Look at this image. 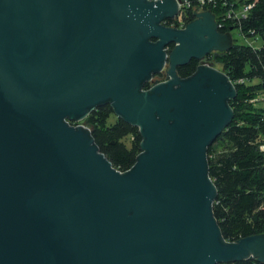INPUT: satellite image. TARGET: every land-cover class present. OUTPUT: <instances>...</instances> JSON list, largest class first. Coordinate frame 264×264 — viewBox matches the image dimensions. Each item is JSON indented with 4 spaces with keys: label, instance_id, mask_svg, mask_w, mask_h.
Returning <instances> with one entry per match:
<instances>
[{
    "label": "water",
    "instance_id": "water-1",
    "mask_svg": "<svg viewBox=\"0 0 264 264\" xmlns=\"http://www.w3.org/2000/svg\"><path fill=\"white\" fill-rule=\"evenodd\" d=\"M178 15L177 0H0V264L264 262V234L228 243L213 214L207 152L237 90L205 58L234 39L212 11L164 26ZM106 104L143 138L126 172L67 123Z\"/></svg>",
    "mask_w": 264,
    "mask_h": 264
},
{
    "label": "trees",
    "instance_id": "trees-1",
    "mask_svg": "<svg viewBox=\"0 0 264 264\" xmlns=\"http://www.w3.org/2000/svg\"><path fill=\"white\" fill-rule=\"evenodd\" d=\"M190 1L195 5L182 16L181 22L185 27L196 20L195 6L199 0ZM232 1L239 5L256 1L249 18L241 26L247 38L260 36L263 40V46L259 49L251 45H238L234 41L230 50L213 52L205 58L212 66H220L237 89V96L230 103L234 110L233 120L207 152L209 176L218 191L213 214L220 226L222 239L237 242L246 237L264 234V154L260 150L264 142V108L250 103L264 93V0ZM205 9L212 11L217 22H221L220 15L223 11L220 5L206 6ZM172 23V20L168 21L167 26ZM175 24L181 23L176 21ZM238 28L226 21L220 32L225 34ZM199 65L200 61L193 59L189 64L178 67L177 74L182 79H188L194 75ZM240 80L245 82L239 83ZM113 115L112 107L106 104L89 115L86 125L91 129V136L100 152L116 170L126 172L135 165L143 138L136 126L123 119L117 118L110 124ZM127 138L131 139L129 147L125 143ZM232 264L264 262L244 260Z\"/></svg>",
    "mask_w": 264,
    "mask_h": 264
},
{
    "label": "built area",
    "instance_id": "built-area-1",
    "mask_svg": "<svg viewBox=\"0 0 264 264\" xmlns=\"http://www.w3.org/2000/svg\"><path fill=\"white\" fill-rule=\"evenodd\" d=\"M149 1H158V0H149ZM177 2H178V8H179V15L177 17L173 18V19L166 20L163 24L166 27L175 28V29H183L185 26L181 22L182 21V16H183L184 12L187 9L194 8V5L195 4H193L190 0H177ZM218 5H220V7H221V9L223 11L222 15H220L221 16V22H217V24H218V30L220 31V29L224 28L226 21H230L235 26H238L239 27L238 29H232V30H230V33L232 31L236 30L241 35H243L244 37H246L244 35V32L242 31L241 24L243 23L244 20H247L249 18V14L252 11V9L255 7L256 1L250 2V3H246V4H240L239 5L238 3H236V2H234L232 0H199L197 2V6H195L197 8L196 11H195V14H197L199 12H202V11H207L205 9L206 6H214V7H216ZM170 20H172L173 23L170 26H167V22L170 21ZM175 21H178L181 24L180 25H176L175 24ZM216 21H217V19H216ZM171 46L166 49L167 52H171L172 51L173 48L171 49ZM167 66L168 65H166V67ZM163 71H162V73H163ZM162 73H160V74H162ZM156 76H158V75H156ZM227 77H228V75H227ZM168 79H169V77L167 75L166 79L164 81H161V82H166ZM229 80L232 83V85L236 88V84L230 78H229ZM161 82H157V83H161ZM244 82H245L244 80H240L239 81V83H244ZM154 84H156V83H152V80H151L148 84H146V86L143 88V90L144 91L150 90L153 87ZM250 103H252L256 107L259 106L261 103H264V93H261L257 97H255L254 99H252L250 101ZM260 108H264V107H261L260 106ZM87 118H85L83 120H80L78 122H71V121H68L67 120V123L69 125L75 127V128H77V127H83L85 129L89 130L90 133H91V135H92L91 129L86 125ZM262 121H263V124H264V115H263ZM260 150L264 154V142L261 144ZM226 242H228V241H226ZM228 243H233V242H228ZM228 264H232V263H228Z\"/></svg>",
    "mask_w": 264,
    "mask_h": 264
},
{
    "label": "rangeland",
    "instance_id": "rangeland-1",
    "mask_svg": "<svg viewBox=\"0 0 264 264\" xmlns=\"http://www.w3.org/2000/svg\"><path fill=\"white\" fill-rule=\"evenodd\" d=\"M231 34H232V37H233L234 41L238 45H252V46H254L255 48H258V49L263 46V40H262V38L260 36H257L256 38H247V37H244L243 35H241L236 30L232 31ZM168 68H169V65L164 69V71H163V73L161 75L155 76L152 79V83H157V82L164 81L166 79V77H167ZM215 68L218 69V70H221V67L220 66H216ZM254 83H257V81H255ZM260 106L261 107H264V103H261L257 107L260 108ZM116 119H117V116L116 115H113L111 117V119H110V124H113L116 121ZM125 143L129 147L131 145V139L130 138H127L125 140Z\"/></svg>",
    "mask_w": 264,
    "mask_h": 264
},
{
    "label": "crops",
    "instance_id": "crops-1",
    "mask_svg": "<svg viewBox=\"0 0 264 264\" xmlns=\"http://www.w3.org/2000/svg\"><path fill=\"white\" fill-rule=\"evenodd\" d=\"M207 11H209V10H207ZM202 12H206V11H202ZM202 12H199V13H202Z\"/></svg>",
    "mask_w": 264,
    "mask_h": 264
}]
</instances>
